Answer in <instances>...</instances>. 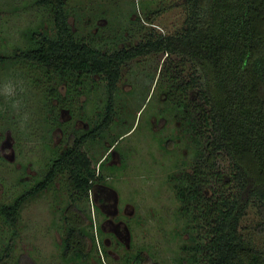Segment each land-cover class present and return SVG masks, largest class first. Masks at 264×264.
Here are the masks:
<instances>
[{"label": "trees", "instance_id": "obj_1", "mask_svg": "<svg viewBox=\"0 0 264 264\" xmlns=\"http://www.w3.org/2000/svg\"><path fill=\"white\" fill-rule=\"evenodd\" d=\"M141 1L139 18L143 14L153 21L162 11L154 7L161 0H136L138 7ZM177 1L186 11L177 31H145L139 42L109 49L91 37L74 33L65 0H34L51 12L50 27L43 21L24 28L22 46L0 51V68L20 64L40 69L39 75L24 68L21 71L27 81L44 91L43 117L52 123L46 132L52 135L58 128L64 139L61 145L51 144L42 133L41 141L50 151L42 159H46V169L32 182H23L21 192L12 200L0 202V219L10 229L0 246V264L13 256L14 237L25 204L62 178L69 195L68 203L59 208L64 225L60 243L63 261L90 264V258H94L101 262L98 255L95 257L97 226L91 216L89 191L103 176L101 166L97 170L86 148L101 143L105 132L108 134L123 67L136 58L164 53L159 78L172 103L168 113L175 128L170 132L178 128L192 144L188 146L190 161L180 160L182 165L178 164L167 180L179 203L177 215L184 218L180 234L186 237L179 248L182 262L264 264V0ZM187 64L192 72L186 75ZM94 76L105 82L108 96L102 100L104 109L101 106L93 119L77 114L76 119L85 120L88 128H73L67 135L60 111L90 93V88L84 93L85 83L97 93ZM59 84L64 86L63 92ZM16 93L18 99L25 95ZM250 212L256 218L254 232L242 225L243 217ZM142 253L139 249L126 261L141 262ZM16 264H27L23 255Z\"/></svg>", "mask_w": 264, "mask_h": 264}, {"label": "rangeland", "instance_id": "obj_2", "mask_svg": "<svg viewBox=\"0 0 264 264\" xmlns=\"http://www.w3.org/2000/svg\"><path fill=\"white\" fill-rule=\"evenodd\" d=\"M65 2L71 12L69 19L74 33L83 38L91 37L109 49L114 45H133L143 38L145 31L174 33L182 26L186 16L184 6L179 5L177 0L156 3L154 7H160L162 11L155 14L151 22L143 14L139 18L143 1L139 3L140 8L136 0ZM51 18L48 8L37 6L34 0H0V51L10 52L13 47L22 46L24 28L43 21L46 27H50ZM164 59L165 53L148 55L136 58L123 67L114 93V120L107 130L108 134L105 132L101 143H91L86 148L96 162V168L108 146H111L112 153L117 152L123 157L125 161L110 183L118 192L119 205H126L127 211L133 212L128 216L131 217L128 221L132 235L131 249L125 253L128 255L122 254L120 259L121 249L114 250L109 242H104L106 251L103 250L101 239L96 235L98 254L94 253L101 262L90 258V264H187L186 260L182 262L179 250L183 237H186L180 234L184 218L177 215L179 203L167 180L168 174L174 172L178 164L182 165L180 160L185 163L190 161L191 152L188 151L191 148L188 146L192 144L178 128L170 132L175 128L168 113L172 110V103L165 93L164 81L159 78ZM187 65L186 75L192 72L191 65ZM22 68L33 75L40 72L39 68L27 69L20 64L0 68V202L12 200L21 192L23 182H32L46 169V159H42L48 152L43 144L45 142L41 141L42 133L51 144L61 145L64 139L58 128L53 129L52 135L46 132L52 123L43 117L46 109L41 102L44 91L27 81ZM92 78L97 82V93H93V86L85 83L82 89L85 93L90 88V93L82 94L79 100L76 99L77 104L68 103V107L60 111V120L67 132L86 126L85 120L76 119L77 114L93 119L98 117L101 106L104 109L103 101L108 96L105 82L98 76ZM6 87L15 90L14 97L4 94ZM58 88L61 92L65 90L60 84ZM16 92L25 95L18 99ZM53 102L56 103V100ZM223 164L226 166L225 162ZM22 166H25L24 170ZM68 201L66 181L62 178L25 204L14 237L13 256L6 264H16L21 255L27 264H65L60 254L64 225L59 217V208ZM90 210L93 222L97 224L101 215ZM242 222L254 232L252 226H255L256 218L252 212L247 213ZM9 231L8 225L0 219V246L9 236ZM261 244L264 245V241ZM139 249L143 250V260L127 262L126 258Z\"/></svg>", "mask_w": 264, "mask_h": 264}, {"label": "flooded vegetation", "instance_id": "obj_3", "mask_svg": "<svg viewBox=\"0 0 264 264\" xmlns=\"http://www.w3.org/2000/svg\"><path fill=\"white\" fill-rule=\"evenodd\" d=\"M86 128H88L87 124L84 129ZM70 134H72L71 131L67 133V135ZM124 161L119 153H112L111 146H108L97 166V170L101 166V175L103 177L95 180L89 191L91 209L101 215V218L97 219L98 227L95 234L98 239H101L103 250H105L104 242H109V245H112L114 250L120 248L121 253L118 256L119 258H122L131 249L132 235L128 221L131 217L128 216L133 215V212L131 210L127 211L126 205L122 207L119 205L118 192L110 182L115 174L118 173L119 170L117 169ZM112 169H115V171ZM96 175L98 176L99 174ZM97 224L95 225L97 226Z\"/></svg>", "mask_w": 264, "mask_h": 264}, {"label": "clouds", "instance_id": "obj_4", "mask_svg": "<svg viewBox=\"0 0 264 264\" xmlns=\"http://www.w3.org/2000/svg\"><path fill=\"white\" fill-rule=\"evenodd\" d=\"M4 94L9 97H14L15 90L12 87H6Z\"/></svg>", "mask_w": 264, "mask_h": 264}]
</instances>
